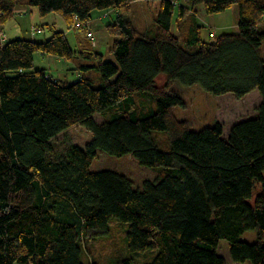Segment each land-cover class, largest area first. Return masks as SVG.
<instances>
[{
    "label": "trees",
    "instance_id": "obj_1",
    "mask_svg": "<svg viewBox=\"0 0 264 264\" xmlns=\"http://www.w3.org/2000/svg\"><path fill=\"white\" fill-rule=\"evenodd\" d=\"M134 1L28 0L80 31L73 49L64 31L5 39L17 0H0V264H97L89 241L113 230L124 235L113 264H226L221 239L232 261L264 264V0H151L143 32L125 16ZM199 4L235 7L236 30L204 40ZM109 10L105 60L87 31ZM35 53L76 61L78 80L36 68ZM175 82L215 96L257 91L260 103L227 132L220 122L194 130L173 111L185 103ZM78 124L91 134L83 146L66 133ZM98 152L131 156L153 176L92 170ZM250 230L253 242L240 238Z\"/></svg>",
    "mask_w": 264,
    "mask_h": 264
},
{
    "label": "rangeland",
    "instance_id": "obj_2",
    "mask_svg": "<svg viewBox=\"0 0 264 264\" xmlns=\"http://www.w3.org/2000/svg\"><path fill=\"white\" fill-rule=\"evenodd\" d=\"M28 0H17L15 16L3 24V35L5 39L23 38L28 40L42 41L49 38L54 31H64L67 35L70 47L75 49V33H80L76 28L67 25L65 20L54 12L46 15H40L36 7L29 6ZM197 21L202 26V38L204 40H214L222 33H232L236 30L237 9L229 8L223 12L207 14L201 4L196 5ZM107 13V14H106ZM117 13L113 10L96 11L93 19L89 23V30L92 32L93 40L89 44L95 47L97 51L104 55L105 60H111L109 46L113 37L105 31V26L115 20ZM127 20L143 32L153 28L155 8L151 0H136L131 3L130 9L125 13ZM100 17V18H99ZM264 28V19H263ZM39 28L40 32L35 30ZM173 30L176 31L175 26ZM212 32L213 36L209 33ZM81 34V33H80ZM85 35V34H84ZM4 39V40H5ZM85 41V39H84ZM87 43V42H86ZM262 58H264V41L260 46ZM34 65L36 68H43L53 78L72 83L78 80L81 68L76 61H66L52 55L35 53ZM158 83L164 87L163 78ZM176 89L184 100V106H175L173 111L175 115L186 120L194 130L202 129L206 126H212L215 122H220L225 132L238 121L251 118L256 113V108L260 103V96L257 91L245 94L241 98L235 97L231 93L215 96L204 91L199 85L183 86L175 82ZM95 120L101 121L99 114L95 115ZM72 143L83 146L91 138L90 132L82 125L71 126L66 131ZM63 134H59L58 139H63ZM92 170L115 169L127 173L135 183H140L143 178L152 177L154 170L140 166L131 156L113 157L105 153L98 152L97 157L91 165ZM255 231H245L240 238L253 242L255 240ZM124 235L116 234L113 230L111 236L94 237L89 241V247L92 258L97 264H113L110 259L116 255L118 247H123L122 239ZM218 251L225 258L226 264H249V262H234L229 255V245L226 240L219 241ZM145 256L149 254L145 253ZM137 257L133 261L137 264ZM141 262L139 264H142Z\"/></svg>",
    "mask_w": 264,
    "mask_h": 264
},
{
    "label": "built area",
    "instance_id": "obj_3",
    "mask_svg": "<svg viewBox=\"0 0 264 264\" xmlns=\"http://www.w3.org/2000/svg\"><path fill=\"white\" fill-rule=\"evenodd\" d=\"M75 26H79V24L75 23ZM87 37L90 38V40H93V35L92 32L90 30L87 31Z\"/></svg>",
    "mask_w": 264,
    "mask_h": 264
},
{
    "label": "crops",
    "instance_id": "obj_4",
    "mask_svg": "<svg viewBox=\"0 0 264 264\" xmlns=\"http://www.w3.org/2000/svg\"><path fill=\"white\" fill-rule=\"evenodd\" d=\"M233 8H235V7H233ZM107 14V13H106ZM100 18V17H99ZM75 28V27H74ZM66 35V34H65ZM66 37H67V35H66ZM74 37H75V43L77 44V42H78V33H75L74 34Z\"/></svg>",
    "mask_w": 264,
    "mask_h": 264
}]
</instances>
